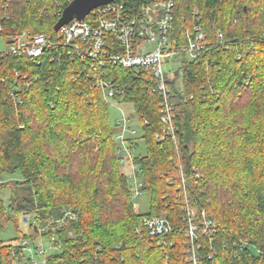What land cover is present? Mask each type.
Segmentation results:
<instances>
[{
  "label": "trees",
  "instance_id": "1",
  "mask_svg": "<svg viewBox=\"0 0 264 264\" xmlns=\"http://www.w3.org/2000/svg\"><path fill=\"white\" fill-rule=\"evenodd\" d=\"M150 1L113 2L132 16ZM174 4V47L185 45L198 24L208 48L198 60H183L170 80L177 150L171 141L154 139L161 130V98L152 91L150 70L106 62L93 72L89 60L60 46L37 58L2 59L0 229L20 215L44 226L71 207L78 219L60 232L59 264H191L185 217L194 209L199 226L202 211L214 223L212 234L199 230V264H264V0ZM67 6L64 0H0V37L25 32L56 45L53 27ZM114 47L109 40L108 48ZM95 73L123 88L115 100L133 108L144 146L133 164L149 195L143 214L130 200L114 142L117 126L94 86ZM153 216L172 227L164 245L140 230L142 219ZM70 231L74 239L66 236ZM7 252V243L0 244V264H8Z\"/></svg>",
  "mask_w": 264,
  "mask_h": 264
},
{
  "label": "built area",
  "instance_id": "2",
  "mask_svg": "<svg viewBox=\"0 0 264 264\" xmlns=\"http://www.w3.org/2000/svg\"><path fill=\"white\" fill-rule=\"evenodd\" d=\"M72 1L64 0L68 5ZM174 5V0H151L135 15L128 16L123 12L122 4L111 2L94 9L83 20L74 19L62 26L57 31L59 40L56 45L44 35L31 36L25 32L8 38L0 37V62L8 56L37 58L46 49L60 46L76 58L89 60L93 72L103 67L106 62L121 69L150 70L154 81L152 91L161 98V130L155 133L154 139L159 143L171 141L177 150L173 126L176 96L170 86V80L175 72L180 74L179 66L183 60H198L208 48L204 32L198 24L193 27L191 33L186 34L185 45L174 47L171 38ZM218 38L221 39L220 34ZM109 40H113L116 47L109 49ZM95 74L94 86L101 91L105 103L111 107L119 105L115 95L119 94L121 97L125 90L115 88L110 81ZM15 77H18L17 74ZM4 80L0 79V84L5 83ZM174 83L178 90V79ZM12 95L10 92V96ZM134 120L131 115L120 117L116 121L117 131L114 135L119 165L126 162L129 167L130 173L124 175L132 202L143 194L141 171L133 164L139 136L137 129L133 128ZM175 161L182 177L178 153ZM181 183L183 184L182 178ZM197 215L194 209L186 210V254L191 264L200 263V245L197 243L199 230L202 228L204 234H212L214 228V223L205 218L204 211L200 213L202 227L199 226ZM27 217H31L33 221L29 232L23 238L7 243L8 264H59L54 259L63 251L58 237L60 232H65L68 223L77 221V209L64 208L58 218H49L44 226H39L32 215ZM140 230L149 238L156 239L158 245H164L165 238L172 233L168 220L160 216L144 217ZM66 236L70 239L75 237L71 231L67 232ZM215 254L216 252L212 251L208 258Z\"/></svg>",
  "mask_w": 264,
  "mask_h": 264
},
{
  "label": "rangeland",
  "instance_id": "3",
  "mask_svg": "<svg viewBox=\"0 0 264 264\" xmlns=\"http://www.w3.org/2000/svg\"><path fill=\"white\" fill-rule=\"evenodd\" d=\"M108 113H109V120L111 125L115 126L116 121L123 115H127V116L133 115V108L129 104H119L116 107L115 105L113 107L109 106ZM132 124H133V128L137 129V127L135 126L136 124L135 120L132 122ZM138 135H139V131H138ZM137 143L138 144H137L136 154H141L144 151V146L140 140H137ZM120 169L123 172V174L127 175L130 173L129 167L126 165V162L123 165H120ZM9 179L10 178H7L5 179V181L6 182L9 181ZM3 199H4V206L6 207L7 199H8L7 191L4 192ZM132 203L134 205L136 212L143 214L147 212L149 207V195L143 193L141 196L135 198ZM32 222L33 221L31 217H27L26 220L24 221L21 215L18 217L17 222L9 220L7 224L2 226V228L0 229V244L2 243L6 244L12 240H16L22 234L26 235L30 230V226L32 225Z\"/></svg>",
  "mask_w": 264,
  "mask_h": 264
},
{
  "label": "water",
  "instance_id": "4",
  "mask_svg": "<svg viewBox=\"0 0 264 264\" xmlns=\"http://www.w3.org/2000/svg\"><path fill=\"white\" fill-rule=\"evenodd\" d=\"M114 0H73L62 12L60 18L53 27L58 31L62 26L72 20H83L94 9L113 2Z\"/></svg>",
  "mask_w": 264,
  "mask_h": 264
}]
</instances>
